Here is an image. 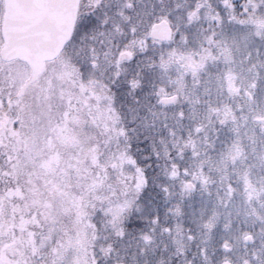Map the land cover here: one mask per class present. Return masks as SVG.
I'll list each match as a JSON object with an SVG mask.
<instances>
[{
    "label": "snow or ice",
    "instance_id": "snow-or-ice-1",
    "mask_svg": "<svg viewBox=\"0 0 264 264\" xmlns=\"http://www.w3.org/2000/svg\"><path fill=\"white\" fill-rule=\"evenodd\" d=\"M0 264H264V0H0Z\"/></svg>",
    "mask_w": 264,
    "mask_h": 264
}]
</instances>
